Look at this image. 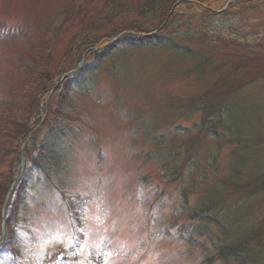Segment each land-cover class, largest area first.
<instances>
[{"label": "rangeland", "instance_id": "obj_1", "mask_svg": "<svg viewBox=\"0 0 264 264\" xmlns=\"http://www.w3.org/2000/svg\"><path fill=\"white\" fill-rule=\"evenodd\" d=\"M72 3L0 0V27L14 33L0 38V95L25 78L23 66L38 53H33L29 41L39 51L43 46V51H50L49 72L72 66L76 55L67 53V45L83 29V14L69 16ZM102 3L99 0L98 6ZM90 4L81 0L79 7L85 12ZM132 4L125 13L108 16L112 22L105 28L97 29L104 16L93 13L94 23L85 35L97 38L117 22L139 20L137 0ZM61 9L65 14L56 17ZM216 19L220 20L207 24L200 17L183 16L171 25L181 35L195 33L179 40L212 59L210 73L193 72V62L187 57L144 47L117 52L85 83L69 90L63 110L70 118L66 122L70 130L60 146L63 171L32 187L16 227L21 256L17 263L10 256L6 264H205L208 251L187 242V236L179 237L178 226L169 228L172 237L161 231L172 218L178 182L161 171L163 158L148 161L146 157L155 153L165 158L169 148H177L180 156L175 166L193 155L196 176L205 172L207 179L219 180L228 173V154L238 136L264 142V105L260 108L264 100V8ZM37 37L48 40L38 44ZM91 49L81 55L86 62L90 57L85 60V54ZM226 83L237 86L231 100L241 105L247 102L248 109L241 113L246 119L240 133L227 131L230 139L219 144L193 129L201 115L188 113L185 104L214 84ZM55 107L52 95L49 108ZM181 128L191 131L186 134ZM158 139L161 144L156 145ZM261 150L241 176L247 178L254 170L264 172V147ZM212 152L217 155L215 168L208 158ZM222 183L231 193L227 197L231 201L238 192L230 179ZM255 207L254 213L245 211L249 224L255 217L264 218V205L258 202ZM175 220L181 222V218ZM1 223L0 217V232ZM71 244L76 247L68 250ZM212 264L220 263L215 260Z\"/></svg>", "mask_w": 264, "mask_h": 264}, {"label": "trees", "instance_id": "obj_2", "mask_svg": "<svg viewBox=\"0 0 264 264\" xmlns=\"http://www.w3.org/2000/svg\"><path fill=\"white\" fill-rule=\"evenodd\" d=\"M80 1L71 0L73 3L68 10L71 17L77 18L83 14L80 20L83 29L79 28L67 45V53L73 57L76 55L72 66L57 69L54 73L49 72L50 51H45L46 48L43 51L44 46L39 51V48H35V45H31L29 41L30 49L33 53L34 50L38 53L32 54L29 63L23 66L27 70L25 78L21 83L10 88L6 94L0 95V214L6 192L20 170L21 148L25 163L22 176L14 185L5 209V238L0 246V264L10 262V256H13V262L17 263V258L21 256L16 242V227L21 212L26 208L31 197L32 187L34 189L37 182L53 179L58 172L63 171L64 158L60 146L69 136L70 130L66 126L70 118L63 110L69 90L85 83L92 73L104 65L106 59L117 52L121 50L130 52L144 47L157 48L176 56L187 57L193 62L191 67L193 72L210 73L214 70L212 59L201 49L179 40L181 36L191 38L195 33L181 35L173 31L171 25L175 20L183 16L200 17L207 20V24H211L213 21L217 23L215 20H220L216 18L225 19L245 12H259L264 8V0H233L222 12L217 10L221 9L228 0H137L135 11L140 19L144 18L143 21L133 19L125 24L117 22L105 32L106 34L95 38L85 35L94 23L93 13L97 17L104 16L97 29L101 26L105 28L112 22L108 16L125 13L131 9L133 0H103L100 7L99 0H88L91 4L85 12L79 7ZM63 14L65 10L61 9L56 17H61ZM11 31L0 27V38L14 36ZM113 38L115 39L112 41ZM36 40L38 44L45 45L48 38L37 37ZM89 48H95L85 54V60L90 57L89 61H84L76 72L60 82L65 72L76 68L82 53ZM236 88L237 86L231 83L214 84L199 96L189 99L185 104V110L188 113L201 115L199 122L193 125V129L212 137L219 144L230 139L227 138V131L239 134L241 124L246 119L241 113L248 109L244 106L248 104L246 102L241 105L231 100V94ZM52 95L56 99L54 109L49 108ZM263 105L264 100L260 108ZM224 120L226 122L223 123ZM181 129L186 134L191 131L190 128ZM237 138L239 141L228 154V173L219 180L207 179L205 172L196 176L193 172L196 156L192 157L193 155L186 158L181 166H175L174 162L180 156V150L177 148H169L165 158L155 153H149L146 157L148 161L163 158L161 171L167 179L178 182V197L170 215L172 218L164 231H161L172 237L173 233L169 228L178 226L179 237L187 236V242L195 243L199 248L208 251L203 261L205 264H212L215 260L220 264H264V218L255 217V221L249 224L244 215L246 209L254 213L255 204L258 202L260 206L264 205V172L254 170L247 178L240 175L249 163L255 161L253 159L262 151L264 142L257 139L246 141L240 136ZM159 144H161L160 139L157 140L156 145ZM208 158L211 168H215L216 152L209 154ZM40 175H44V179H41ZM229 179L231 187L238 192L231 201L227 199L231 193L225 191L226 184L222 183ZM78 202L81 201L77 200V204ZM176 218H181L179 224ZM205 242L208 243L209 249H206ZM69 247L68 250L73 247L75 249L76 244H71ZM63 258H66L65 255Z\"/></svg>", "mask_w": 264, "mask_h": 264}, {"label": "water", "instance_id": "obj_3", "mask_svg": "<svg viewBox=\"0 0 264 264\" xmlns=\"http://www.w3.org/2000/svg\"><path fill=\"white\" fill-rule=\"evenodd\" d=\"M230 1H231V0H229V1L227 2V4L225 5V7H224L223 9H221L220 11L225 10L226 7H227V5L230 3ZM82 62H83V58H81V61H80L79 65H78V67H77L76 69H78V68L81 66ZM69 73H70V72H67L66 74H64V75L62 76V79H64ZM62 79H61V80H62ZM23 168H24V160H23V157H22V158H21V170H20V173H19V175L15 178V180L12 182V184H11V186H10V188H9V190H8V192H7V194H6V197H5V200H4V204H3V212H4V210H5L6 204H7V202H8L9 197H10V194H11V192H12L13 185H14V184L16 183V181L20 178L21 173H22V171H23ZM2 220L4 221V215H3V214H2ZM3 238H4V231H2V238H1V241L3 240ZM0 243H1V242H0Z\"/></svg>", "mask_w": 264, "mask_h": 264}]
</instances>
